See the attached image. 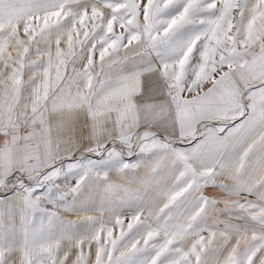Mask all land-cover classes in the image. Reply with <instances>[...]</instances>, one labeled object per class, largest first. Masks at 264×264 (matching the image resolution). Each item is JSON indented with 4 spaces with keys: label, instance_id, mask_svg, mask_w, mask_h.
Segmentation results:
<instances>
[{
    "label": "snow or ice",
    "instance_id": "obj_1",
    "mask_svg": "<svg viewBox=\"0 0 264 264\" xmlns=\"http://www.w3.org/2000/svg\"><path fill=\"white\" fill-rule=\"evenodd\" d=\"M0 264H264V0H0Z\"/></svg>",
    "mask_w": 264,
    "mask_h": 264
}]
</instances>
